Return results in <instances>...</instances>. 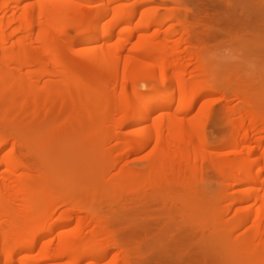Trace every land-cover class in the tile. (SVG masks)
Listing matches in <instances>:
<instances>
[{
	"label": "bare ground",
	"instance_id": "obj_1",
	"mask_svg": "<svg viewBox=\"0 0 264 264\" xmlns=\"http://www.w3.org/2000/svg\"><path fill=\"white\" fill-rule=\"evenodd\" d=\"M168 1L185 7H188L189 2ZM155 2L0 0V264H118L120 259L115 252L108 256L112 249L116 251L117 246L115 234L108 225L111 219L107 213L113 207H109L110 204L113 205L121 196L113 192L111 186L103 185L106 184L105 171H93L89 167L91 161L87 160V170L98 188L89 187V190L79 186L77 178L61 164L54 165L60 178L45 180L42 170L26 167L14 154L12 137L18 124H27L29 118L54 111L56 104L58 108L68 105L71 109L78 104L83 105L87 109L86 123L94 121L97 116L101 117L105 109L113 117L132 114L129 119L119 123V126L127 128V134L124 138H118L117 145L126 147L134 142L132 150H144L142 153L148 149L150 151L143 157L145 166L141 171H128L124 175V185L127 186L125 190H131L136 197V194L141 193L139 186L142 182L145 186L149 183L147 190L152 187L155 189L165 178L169 179L166 176L170 174V182H167L171 185L169 189L167 186L165 192L152 190V193L147 194L152 197L156 194L157 198L170 195L171 200L174 195L175 198L180 196L177 200L183 201L186 198L183 204L185 207H180L183 213V209L187 208L188 211L193 203L198 205L204 201L201 199L203 188L196 187L194 180L197 179L200 184L207 179H214L217 189L211 204L215 206V202L219 203L218 208L217 205L215 208L219 213L222 212L220 208L223 200L231 201L234 194L239 203L247 204L238 207L242 216L245 210L240 223L250 222V216L254 217L251 221L255 225L252 224L253 232L249 230L251 225L247 224L249 227L246 231L249 232L241 240L235 236L231 238L233 233H226L225 237L231 245V248L228 247L233 253L231 258L238 253L234 258L237 260L241 257L239 261L242 260L243 264H246V257V262H249L247 264L253 259L258 260L253 261V264H264V105L257 108V101L256 104L248 103L244 98L247 101H244V105L231 107L228 118L233 127L220 143L224 152L219 154L213 151L217 147L208 143L206 125L199 118V112H194L200 97L209 93L208 86L213 85V82L216 84L214 86H225V79L229 77L225 74L220 77V73L218 75L214 72L210 68L213 61L210 67L205 61H196L195 72L188 70L190 61H184V56L181 57L183 61L179 60L181 55L178 54L181 52L177 48H180L181 41L183 44L188 41L194 46V24L188 22L190 18H187L186 13L181 19L179 13H173V10L162 16L150 14L145 5ZM126 4L132 7L124 12L123 6ZM92 8L96 9L90 15ZM186 10L184 8L188 12ZM136 17L137 20L133 21ZM172 19L176 21L177 28L171 25L164 27L165 22ZM71 30L75 33L69 35ZM174 36H179V40L173 39ZM185 49L181 47L180 50L187 52ZM75 65L81 69L91 66L97 76H108L106 91L99 93L91 89L82 77L79 80L72 71ZM156 75L160 78L156 86L139 91L137 81H145ZM49 78H56L58 85L54 86ZM71 81L75 84L74 90L69 88L68 83ZM231 87L232 83L222 89L225 91ZM156 111L158 114L152 116ZM21 115L26 120L22 121ZM222 121L223 116H218L215 127H219ZM57 126L58 132H55L54 139L52 137L54 143L60 142L67 132L77 127L75 124L68 129L62 128L63 124ZM38 130L35 145L37 143L40 151L43 149L40 160L44 165L51 159L43 155L44 147L49 143L45 138H48L46 135L51 129L46 135L41 131L42 128ZM105 137L109 140L116 135ZM53 141L50 140V144ZM28 145L32 147L30 143ZM110 151L105 150L103 156H109ZM50 161L46 167L53 164L54 161L51 164ZM40 163L38 165L42 167ZM207 167L213 171L211 175L205 173ZM22 168L25 171H18ZM229 180L234 184V190L226 184ZM145 186H140L143 187L141 190ZM142 194L144 197L145 192ZM101 197L108 200L102 202ZM110 197H113L112 200ZM95 199H99L106 213L100 211L97 204L98 214L93 211L94 214L89 212L87 216L90 219L86 222L91 223H77L75 214H87L93 207L91 201ZM207 203L206 206H209V201ZM199 206V209H203L201 212L207 211L204 202ZM196 211L199 215L198 209ZM190 214L193 217L190 212L188 216ZM218 214L215 212L214 216L215 220L219 218L221 224L219 221L217 224L221 228L225 217L223 212ZM210 219H206V223L209 220L211 227ZM217 224L214 225L217 227ZM217 233L212 234L213 238L217 237ZM242 250H245V254ZM249 255L253 259H248Z\"/></svg>",
	"mask_w": 264,
	"mask_h": 264
},
{
	"label": "rangeland",
	"instance_id": "obj_2",
	"mask_svg": "<svg viewBox=\"0 0 264 264\" xmlns=\"http://www.w3.org/2000/svg\"><path fill=\"white\" fill-rule=\"evenodd\" d=\"M167 1L168 0H156L153 4L145 5V8H149V13L156 14L157 16H162L167 14L169 10H173V13H179L181 19H183L184 13H186L187 18H190L189 20L186 19V21H191L192 25L194 24V46L188 41H184L185 44L181 41L182 44H180L182 46L179 45V50L177 48V51L181 52L178 54V56L181 55L179 60L190 61L188 64V70L191 73L193 70L195 72V69L197 68L196 61H205L209 67L211 65L210 62L212 63L213 61L210 68L213 69L214 72L218 73V75L220 73V77H224V74L226 77H229H225L226 85L231 86L232 83V87L225 91L222 89L226 86H224V84H217V86H214L216 85L214 82L213 85L208 84L209 86L207 90H210L209 93L200 97V100L195 108L196 110L195 112L193 111L194 113L199 112V118H201V121L205 123L207 141L208 143L210 142V144L213 143V146L217 147L216 149H213V151H218L219 154L223 153L224 149L221 147L220 143L227 136L226 134L230 133L231 128L233 127L230 126L228 118V111L230 108L233 106L239 107L244 105V101H246V99L248 100V103L253 102V104H256L257 101V104H259L255 106H258L257 108L264 105V0H187L189 1L187 2L188 7L180 6L176 3ZM131 7L132 6L130 4L124 5V12H127ZM184 8H187L188 12H185ZM95 9L96 8L90 9V15ZM191 18H194L193 21ZM136 20L137 17L133 19V21ZM170 25L177 28V23L174 19L165 22L164 27ZM74 33L75 32L71 30L69 35ZM176 38L178 39L179 36L173 37V39ZM181 47L182 49L186 47L185 50H187V52L180 50ZM181 57H183V60ZM77 65L79 64L77 63ZM79 67H76L75 65V68H72L73 73L77 76V78H79V80L82 77L91 89L98 91L99 93H104L106 91L105 84L108 83V76H97L91 66L86 67L85 69H81ZM156 76L146 79L145 81H137L136 86L139 91L143 92L147 88L156 86L160 80L158 75ZM48 80L52 81L54 86L58 85L59 81L56 78H49ZM103 82L105 83L103 84ZM68 84L71 90L75 89V84L72 81ZM118 85L119 84H115L114 86ZM129 90H131V87H129ZM244 98L246 99L244 100ZM67 106L62 108L59 106L58 108V104H56L54 111L44 116L29 118L27 124L21 122L22 126L18 124V128L13 130V133H15L14 137H12V147L16 158L28 168L32 167L31 169L42 170L45 174V178L43 177L45 180L46 178L58 180L60 175H58L54 165L61 164L62 166H65L70 174L77 178V182L80 184L79 186L87 187L89 190L93 188L98 190L97 184L92 181V175L87 169L91 167L90 169L97 173H103L102 171H105L104 183L106 182V184L103 185L111 186L113 192L119 194V197L121 196V198L118 197V201L116 200L117 203L113 202V205L110 204L109 206L114 207L110 208V212L113 214L110 212L107 213V215L109 214L108 216L111 219V223H109L108 218L106 221L109 223L108 225L110 230H112L111 232H114L115 243L116 246L119 247H116V251L115 249L114 251L112 249L113 253H108V256L114 255V252L117 254L116 256L119 255L118 257H120V259H118V264H238L241 257H238L236 260V258H234L237 257L236 255L238 253H236V255L234 254L231 258L233 254L231 253L232 250H230L231 245L228 244L227 237H225V235L230 232L231 234L233 233V237L231 236V238H234L235 236V238L237 237V240H241L246 232L253 229V223H251V221L252 219L254 220V217H252V215L250 216V222H245L246 225L244 223H240L243 220L241 217L245 215V210L243 209L244 213L242 216L241 209L238 207L246 206V203H244V205L239 203V200H236L238 197L234 196V194L231 196V201L229 199H224L222 205L220 203L221 208L219 207L225 217V220L220 228L219 224H217L219 218L215 220L216 216H214L215 212L216 214L219 213L218 209H215L216 205L218 208L219 203L217 204V202H215V206L211 204V200L213 199L217 189L216 182L214 184V179H209V181L208 179L207 181L204 179L205 182L202 181L200 184L197 179L194 180V185L199 188H205V191L201 188L202 192L204 191L202 194L200 189L202 195V198L201 196L200 198L204 201L198 205L197 203H193L188 209V211L192 213L193 217L191 214L188 216L189 212L186 211L187 208L185 210L183 209L182 213L181 208L185 207L183 204L186 203L184 202L186 198L183 201L178 199L180 200L178 201L177 198L180 197L178 195L177 198H175L174 195L172 200L169 199L170 195L162 196L163 198L155 197L157 196L156 194L155 196L153 194V197L148 196L149 194L147 193L152 190L165 192L167 186L169 189L171 185L167 184V182H170V174L169 176H166L169 177V179L165 178L164 182L162 181L165 185L162 182L160 183V186L158 185L160 188L156 186L155 189L152 187L147 190L146 186L148 188L149 183H146L147 185L145 186V183L142 182L140 186H143L144 184V190H141L143 187L139 186L141 193L136 194L137 196L135 197L131 190H125L127 189V186L124 185L123 177L128 171H141L144 168L145 154H147L150 149H148V151L145 150L144 153H142L144 150L141 152L138 150H132L134 142H131L129 146L126 147L117 145L118 138H124L127 134V128L119 126V123L122 120L129 119L132 114L113 117L110 116L108 110L105 109L102 111L101 117L97 116L94 121H91L92 123H86V119L88 118L86 107L78 104L75 108L71 109ZM157 114L158 112L156 111L152 113V116ZM218 116H223V121L220 122L219 127H215L214 124ZM21 119L22 121L26 120V118L24 119V115H21ZM237 120H239L238 115ZM59 124L60 126L63 124L61 127L66 129H68L70 125L74 124L77 127H75L72 131L68 130L69 132L63 136L60 142L54 143L53 139L58 132L57 125ZM41 128L43 129L41 131H43L44 135H46L50 129V133L53 131L52 134L54 135L53 136L48 133L46 135L48 138H45V141L47 142L48 140L49 143H45L47 145L44 147L46 150L44 149L45 153H43V155H47L46 157L50 156L54 161L53 162L49 159V161L51 160L50 164L51 162H53V164L49 166L47 165L48 168L46 167L47 162L43 165L42 160H40L43 149L40 151V147L37 143L35 145V142L38 141L37 130ZM109 134H115L116 137L106 140L105 136ZM104 137L105 140L103 141L102 139ZM50 140L53 141V144H50ZM25 141H27V144H25ZM28 143H30L32 147H30ZM151 147L152 146H150V148ZM105 150H111L109 156H103L105 155L103 153ZM219 154L218 156H220ZM87 160L88 162L90 160L92 163H89V167L87 166ZM40 161L42 167L41 165H38ZM209 169L211 170L210 167L204 169L206 174H212L213 171L211 172ZM18 171L23 172L25 169L22 168ZM230 181L231 180H229V182L227 181V183L225 181L224 183L229 184V188L231 187V190H234V184L232 181L230 183ZM89 187L92 188L90 189ZM125 191H127V194ZM143 191L145 192L144 197L142 194ZM115 193L112 194V196H114ZM238 194L239 193H237V195ZM101 199L102 202H105L109 199V196L108 199H104L103 197H101ZM162 199L166 202L162 201ZM97 200L99 201V199ZM98 201H96V199L95 201H91L93 207H89L90 210L87 214L86 212L75 214L77 223H91L86 222L88 218L90 219V217L87 216L89 212L92 214L97 212L98 214V210L96 211V206L99 204ZM207 201H209V206H206L208 204ZM203 202L205 203V207H207L208 212H201L203 209H199V205H202ZM108 203H110V201H108ZM194 205L198 208L194 207ZM98 206L99 210L104 213L105 210H102L103 208L100 204ZM192 206L194 208H192ZM202 207H204V205ZM213 207L215 210L212 209ZM195 208L198 209L199 215L196 213L197 211ZM222 212L218 215H221ZM99 214L101 213L99 212ZM195 215L197 216L195 217ZM199 216L201 218H197ZM209 218L212 220L211 227L209 224L210 222H208L209 220H207L206 223V219ZM214 224H217V227ZM247 224L251 226L249 227ZM247 226L250 228L248 231H246L248 228ZM207 228L210 230L208 229L207 231ZM254 231L256 230L254 229ZM215 232L217 233V237L213 238L212 234ZM222 235L224 236L222 237ZM225 243H227V246ZM240 246L241 245L237 247ZM234 248L236 249V247ZM234 248L232 247V249ZM117 251L119 253H117ZM234 252H236V250ZM242 252L244 253L245 250H242ZM225 254L230 256L228 257ZM246 258L245 263L247 264L249 262H246ZM250 258L253 259L252 256L248 259ZM253 261L258 262V260L254 259ZM240 262L242 263V260L239 261V264H241ZM252 262H250V264ZM257 262H255V264H257Z\"/></svg>",
	"mask_w": 264,
	"mask_h": 264
}]
</instances>
